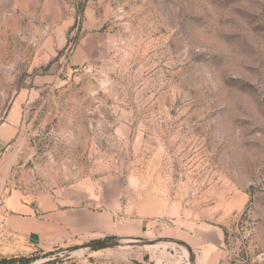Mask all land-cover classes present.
Segmentation results:
<instances>
[{
  "label": "rangeland",
  "instance_id": "1",
  "mask_svg": "<svg viewBox=\"0 0 264 264\" xmlns=\"http://www.w3.org/2000/svg\"><path fill=\"white\" fill-rule=\"evenodd\" d=\"M16 100L11 182L85 187L101 229L0 264H207L205 230L264 264V0H0V124Z\"/></svg>",
  "mask_w": 264,
  "mask_h": 264
},
{
  "label": "crops",
  "instance_id": "2",
  "mask_svg": "<svg viewBox=\"0 0 264 264\" xmlns=\"http://www.w3.org/2000/svg\"><path fill=\"white\" fill-rule=\"evenodd\" d=\"M85 16L84 30L87 24L98 25L95 5L87 6ZM82 44H78V50ZM22 109V101L16 100L0 124V255L3 257H30L39 248L49 250L69 244L87 231L101 229L100 215L95 209L100 196L91 194L85 187L74 186L54 195L25 190L11 182L12 142L20 130ZM223 240L221 230L201 231L193 238L201 248L203 263L221 260L225 254Z\"/></svg>",
  "mask_w": 264,
  "mask_h": 264
},
{
  "label": "water",
  "instance_id": "3",
  "mask_svg": "<svg viewBox=\"0 0 264 264\" xmlns=\"http://www.w3.org/2000/svg\"><path fill=\"white\" fill-rule=\"evenodd\" d=\"M120 241L119 240H112L109 242L106 241H102V242H91L88 245H86V247H90V248H107V247H114L119 245ZM188 247V249L191 251V247L189 245H186ZM73 254V252H69L66 255H64L65 258H69L71 257ZM21 264H26V263H21Z\"/></svg>",
  "mask_w": 264,
  "mask_h": 264
},
{
  "label": "trees",
  "instance_id": "4",
  "mask_svg": "<svg viewBox=\"0 0 264 264\" xmlns=\"http://www.w3.org/2000/svg\"><path fill=\"white\" fill-rule=\"evenodd\" d=\"M29 258H25V260H28ZM13 260V261H12ZM12 262L15 261V259H11ZM24 263H27V262H24ZM15 264V263H14Z\"/></svg>",
  "mask_w": 264,
  "mask_h": 264
}]
</instances>
